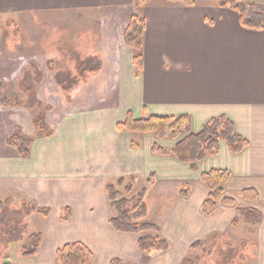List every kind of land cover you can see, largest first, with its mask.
Returning <instances> with one entry per match:
<instances>
[{"label": "crops", "instance_id": "1", "mask_svg": "<svg viewBox=\"0 0 264 264\" xmlns=\"http://www.w3.org/2000/svg\"><path fill=\"white\" fill-rule=\"evenodd\" d=\"M132 4L133 0H0V15L89 10L106 18L127 16L129 22L127 10ZM141 16L145 34L138 76L132 52L123 41L103 40L105 46L99 50L93 45L100 59L97 72L71 91L88 88L92 94H106L91 98L98 105L87 104L61 117L50 137L34 139L26 160L0 138V202L10 198L31 201L49 210L45 220L56 216L49 222L56 224L42 234L38 253L17 264H34L26 260L37 257L35 264H56V251L76 242L91 250L93 264H109L113 259L134 262L137 255L153 257L147 264H181L196 251L191 248L195 243L226 234L237 208L243 207L262 215L252 234L256 264H264V30L241 28L234 12L215 4H149ZM128 113L137 120L187 116L193 134L210 120L225 116L248 146L233 155L222 144L218 154L192 168L153 151L154 146L171 150L175 141L118 130L117 124ZM211 171L229 174L224 196L234 204L220 202L213 214L205 215L201 206L209 192L201 176ZM130 177L146 184L150 179L148 187L161 184L169 193L163 198L169 205L156 225L158 235L169 244L165 253H142L137 249V235L115 232L109 225L114 214L105 187ZM250 191L255 192V199L243 198ZM67 208L70 217L63 222ZM238 224V230L248 227L242 221ZM50 229L59 238H52ZM67 234L72 236L65 241ZM48 247L53 253L41 259Z\"/></svg>", "mask_w": 264, "mask_h": 264}, {"label": "rangeland", "instance_id": "2", "mask_svg": "<svg viewBox=\"0 0 264 264\" xmlns=\"http://www.w3.org/2000/svg\"><path fill=\"white\" fill-rule=\"evenodd\" d=\"M249 1L264 8V0ZM194 2L197 5L214 4V0ZM149 4L166 2L148 0L146 6ZM142 10L143 8L137 5V0H133L132 7L127 11L132 17L141 15ZM126 17L106 18L100 12L89 10H71L44 16L0 15V100L3 99L7 103L0 105V138L4 140L5 146H8L6 140L14 134L16 127L30 138L44 137L47 132L53 134L59 119L72 113L71 111H78V108L87 104L98 105L96 101L92 103L91 98H104L106 94H92L87 91L88 88L79 93L71 91L99 68L100 59L98 52H93V45L99 50V46H105L103 40L123 41V34L128 25ZM41 117L42 124L46 127L42 131L34 123L35 119ZM142 188L148 190L144 199L147 207V217L144 221L158 225L161 222L160 215L167 205L163 198L169 193L161 184L148 187L144 180L137 179L133 194ZM7 200L8 203L0 213V264H17L21 261L23 246L30 236L47 233L48 226L56 224L49 223L55 220L56 216L48 220L36 212L25 216L24 209H29L35 202L20 200V203L14 198ZM238 229L239 224L231 227L226 234L218 236L217 240L213 241L211 236L203 242V248L206 249L213 244L209 254L196 250L187 257L192 259L197 255L199 264H256L257 253L252 234L254 229ZM50 235L52 238H59L57 231L53 229H50ZM71 236L67 234L63 239L67 241ZM52 253L51 248H45L41 259L46 260ZM37 258L26 261L35 264L38 262ZM152 258L137 255L132 259L134 262L127 261L124 264H147Z\"/></svg>", "mask_w": 264, "mask_h": 264}, {"label": "trees", "instance_id": "3", "mask_svg": "<svg viewBox=\"0 0 264 264\" xmlns=\"http://www.w3.org/2000/svg\"><path fill=\"white\" fill-rule=\"evenodd\" d=\"M168 4H179L184 7H193L194 0H164ZM148 0H137L139 8H144ZM218 8H226L234 12L238 17L241 28L250 31L264 30V8L261 5L250 2L249 0H214ZM145 34V20L139 15H133L123 34V43L125 47L132 52V63L138 76L142 71L143 57L142 47ZM2 85L0 83V92ZM7 104L5 100H0V105ZM35 125L39 130H43L42 117L35 119ZM191 121L187 116L179 118L168 117H145L135 119L130 113L125 117L122 123L117 124L118 130H125L132 134L153 135L158 139L169 138L175 141V146L171 150H163L157 146L153 151L162 155H171L181 163H186L194 168L197 162L218 154L220 146L226 145L230 154L238 155L247 146L248 142L235 131L234 124L227 117L221 116L210 120L200 132L193 134L190 132ZM52 132L45 133L48 138ZM35 138H30L22 134L21 129L16 127L14 134L7 138L8 146L17 150L18 156L26 160L30 156V147ZM229 181V174L226 172L211 171L201 176V182L208 189V197L201 206V211L205 215L213 214L220 202L226 206H231L234 201L224 196V186ZM136 179L119 178L115 182L108 183L105 187V193L110 209L114 212V217L109 220L111 229L123 234L137 235V249L142 253H165L169 249V244L158 234L159 229L156 225L145 222L147 217V207L144 199L147 189L142 188L136 194H133ZM150 179L147 184H150ZM123 190H120V189ZM186 191H181L186 195ZM133 194V195H132ZM255 192L243 193V198L247 200L255 199ZM0 202V213L5 204ZM25 216L38 213L42 217L49 215V210L39 208L35 203L31 207L24 209ZM237 217L232 221V227L238 226L242 221L250 228L258 226L262 221V215L259 211L251 208H237ZM24 213V212H23ZM70 217V210L64 209L62 221L67 222ZM213 241L217 237H212ZM42 241L41 234H33L23 246L21 257L30 258L35 256L40 248ZM212 241V242H213ZM210 248H203L202 243H195L191 248L193 250H202L203 253H210ZM56 264H92L93 253L83 243H69L64 245L55 253ZM199 257L185 258L181 264H199ZM109 264H123L117 259H113Z\"/></svg>", "mask_w": 264, "mask_h": 264}]
</instances>
